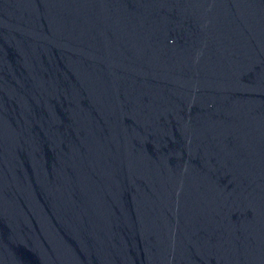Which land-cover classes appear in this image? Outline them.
I'll list each match as a JSON object with an SVG mask.
<instances>
[{
    "label": "water",
    "instance_id": "95a60500",
    "mask_svg": "<svg viewBox=\"0 0 264 264\" xmlns=\"http://www.w3.org/2000/svg\"><path fill=\"white\" fill-rule=\"evenodd\" d=\"M0 264H264V0H0Z\"/></svg>",
    "mask_w": 264,
    "mask_h": 264
}]
</instances>
